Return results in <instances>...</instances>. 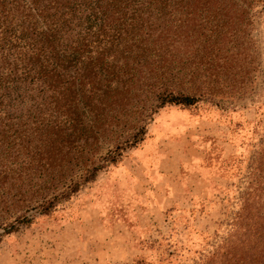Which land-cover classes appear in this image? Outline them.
I'll return each instance as SVG.
<instances>
[{"label": "trees", "instance_id": "obj_1", "mask_svg": "<svg viewBox=\"0 0 264 264\" xmlns=\"http://www.w3.org/2000/svg\"><path fill=\"white\" fill-rule=\"evenodd\" d=\"M261 2L0 0V238L117 164L158 109L232 86L231 51L251 57ZM255 161L245 202L262 201L242 207L245 234L198 264H264V140Z\"/></svg>", "mask_w": 264, "mask_h": 264}, {"label": "rangeland", "instance_id": "obj_2", "mask_svg": "<svg viewBox=\"0 0 264 264\" xmlns=\"http://www.w3.org/2000/svg\"><path fill=\"white\" fill-rule=\"evenodd\" d=\"M251 20V57L244 62V46L231 51L232 86L215 84L192 107L158 109L117 164L3 235L0 264H198L244 235L242 207L254 213L262 201L245 202L262 168L255 158L264 140V2Z\"/></svg>", "mask_w": 264, "mask_h": 264}]
</instances>
